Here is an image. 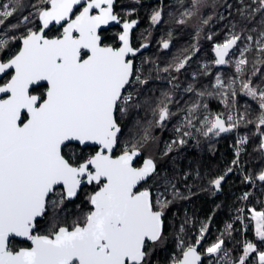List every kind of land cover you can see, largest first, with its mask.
<instances>
[{"label": "snow or ice", "instance_id": "6c2138e0", "mask_svg": "<svg viewBox=\"0 0 264 264\" xmlns=\"http://www.w3.org/2000/svg\"><path fill=\"white\" fill-rule=\"evenodd\" d=\"M21 2L9 0L0 4V18L12 17ZM259 2L264 8V0ZM113 3L114 0H40L34 5V14L25 15L19 24L11 26L17 29L21 24H34L30 19L34 15L40 22L39 28L26 27V34L19 37L0 33V79L8 77L0 83V93L7 97L0 99V264H148L149 242L163 240V210H156V204L167 202L157 197L154 203L150 188L137 187L159 176L157 162L150 157L142 166H134L135 158L141 155L136 144L125 145L119 156L112 154L121 133L117 113L126 114L129 107H139L138 96L128 89L136 82L146 83L141 81L133 61L128 58L137 51L129 41V32L136 21L123 23L124 30L118 37L122 46L102 45L101 26L110 21L119 22ZM203 3L204 0H191V9L182 15L192 17ZM151 19L159 22L161 12L156 11ZM3 23L4 19H0V25ZM178 23L185 24L186 20L180 19ZM202 23L206 25L209 20ZM52 24L61 25L60 36H48L45 30ZM241 39V34L233 32L224 42L215 44L214 63H232L230 51L236 48L240 58L235 61V70L242 74L243 66L248 63L245 53L251 46L238 48ZM244 39L252 41L253 36L247 35ZM17 40L22 47L14 55L9 54V45ZM255 43L259 52L264 53V31ZM162 46L167 49L169 43L164 42ZM235 54L232 52V56ZM189 59L180 61L175 71L183 69ZM42 82H47L46 91L33 94ZM234 83L231 81L228 87L232 88ZM215 87H224L219 75ZM242 89L245 95L258 99L262 110L259 125H264V88L258 91V86H252L249 80L243 83ZM187 91H192V87ZM199 107L193 105L189 113ZM170 115L167 106L160 108L157 123ZM227 119L232 121L233 117ZM206 123V136L209 133L219 136L237 126L236 123L226 125L220 116L206 118ZM148 138L145 132L143 141ZM246 139L242 138L240 143ZM73 141L79 145L94 143L99 149L77 163L73 160L74 153L64 152ZM173 143L182 145L185 141ZM261 150H264V141ZM167 151H171L170 146ZM224 179L225 176H219L211 185L220 190ZM256 179L264 182V171ZM245 180L253 183L252 177ZM93 183L100 188L88 197L94 207L82 223L58 227L48 235L35 234L38 220L49 210L55 215L65 201L77 196L82 185ZM248 196L245 193L243 198ZM249 211L260 246L246 242L243 255L230 264H246V260L248 264H264V209ZM204 231L206 228L202 227L201 232ZM14 237H24L32 246L14 249L10 247ZM224 243L218 239L205 249V254L227 256ZM201 260L196 247L189 245L174 264H201Z\"/></svg>", "mask_w": 264, "mask_h": 264}, {"label": "trees", "instance_id": "16d2710c", "mask_svg": "<svg viewBox=\"0 0 264 264\" xmlns=\"http://www.w3.org/2000/svg\"><path fill=\"white\" fill-rule=\"evenodd\" d=\"M123 1L119 0L115 7V11L120 17H140L138 14L133 15L131 13L133 8H130L131 4L125 6L122 4ZM8 2V0H0V4ZM238 2V10L234 11L231 0H228L229 13H225L224 18L220 21L221 23L219 22L212 29L214 41L224 40L227 38L228 32L234 31V26L230 25L233 20L237 21V23H248V30L252 32L251 26L255 25L257 16L262 18L264 8H261V6L258 14L255 13V16L251 17V19L241 16L240 13L246 12L244 10L246 5L256 6V4L252 0H238ZM39 3L40 0H22L21 7L12 17L0 18L4 19V23L0 25V33L19 37L26 34V27L39 28V20L35 19L34 16H30L34 24L26 26L21 24L17 29H12L11 27L14 24H19L25 15L32 13L35 10L34 5ZM143 6L145 8L150 7L147 3H144ZM127 7L130 9H127ZM154 7L161 12L163 17L161 24L164 22V24L169 23L170 25L173 22L178 24L179 17H175L174 13L170 11L168 0L156 4ZM222 26L225 29L223 31ZM218 28H221V31L217 34ZM58 33L59 29L53 27L47 34L55 36ZM238 34L243 37L241 31ZM179 45L182 44L179 43ZM20 47L21 42L19 40L11 43L9 45V54L14 55ZM256 51L253 49L248 67L242 76L244 81L250 80L253 86L255 84L261 89L264 88V53ZM165 52H167L165 57H162V54L159 55L160 59L165 58L160 61V64L150 62L142 66L141 75L143 78L146 77L147 82L143 85L137 82L133 88L138 92L139 107H129L126 114L117 113V122L122 129L118 135V149L125 147L126 144L129 147L136 144L143 152L142 159L152 157L157 162L159 176L156 177L158 178L156 187L153 185L147 187H150L154 192V203L157 198L156 188L162 193L160 200L167 202L156 204V209H162L165 213V225L162 233L163 240L155 243L149 242L148 244V264H173L175 260L182 257V252L189 245L197 247L202 255L201 264H209V262L212 264V257L205 254V249L218 239L224 240L223 249H230L231 254L238 260L241 245L235 231L236 225L234 223L230 231H226L225 226L231 221L234 209L239 201V195L246 185L233 172L222 182L220 190H216L211 185L212 180L226 175L229 172L228 169L233 167L235 158L233 149L234 131L221 133L219 136L209 133L206 136L204 135L207 130L206 124L202 126L199 119L200 115L204 116L205 112H209L220 116L229 124L233 123V121H228L226 119L227 115L233 109H239L241 115L243 114V119L240 121L238 130L249 137L245 158L251 165L252 175L257 177L264 170V150H261V142L264 141V135H262L264 133V125H259V117L262 111L259 107V101L240 93L239 90L242 89V85L237 88V97L232 94L226 97L213 93L209 95L208 93L213 90H209L210 88L205 87V85L211 81L213 73H197L195 77H192L190 74L192 67L185 65L183 69L187 71H181L177 74L175 71L176 62H169L168 60L173 54L172 49L167 48L164 50ZM159 65L160 69L156 71L155 67L159 68ZM214 67L223 71L228 69V66L219 67L215 65ZM160 70L163 72L159 73ZM135 71H139V65L135 68ZM7 79L8 77H4L2 83L6 82ZM237 81L244 82L241 79ZM189 85L197 91L199 90L198 92H203L204 90L206 92V95L202 96L204 99L194 90L184 91L188 89ZM45 86L41 85L35 88L33 92L42 94ZM169 95H172V98L174 97V100L169 103L171 115L167 120L158 124L159 109L167 105V103L163 102H169ZM203 103H206V109L201 108L199 105ZM196 104L200 107L190 114L189 109ZM181 120H183L182 123ZM189 120L191 124H189ZM179 122L180 129L177 131L175 126ZM145 132L148 133V140L155 136H157L156 139H159V152L155 156L146 154L145 147H141V144L138 143L143 140ZM185 132L189 133V135L185 136ZM181 139L185 141L184 144L173 143ZM73 146L77 147L78 150H83L79 145ZM169 146L171 147L170 152L167 151ZM64 152L67 155H71L65 150ZM149 181L148 183H150ZM260 183L261 187L252 200L255 209H261L264 206V182L260 181ZM144 185L146 186V183ZM83 197L84 195L77 200L78 202H73L71 206L69 205L70 203H66L57 209L54 219H52L51 210H49L45 218L37 222L36 232L48 235L62 225L71 227L76 222H83V219L80 218L82 211L85 210V213H88L87 209H85L87 205ZM53 223H57L56 226H52ZM202 227L206 228L203 233L201 232ZM252 228L253 225H251L249 233L250 240L254 238ZM201 236L203 237L202 239ZM181 241H183V248L181 247ZM197 241H200L198 246ZM12 248H21L20 242L15 241Z\"/></svg>", "mask_w": 264, "mask_h": 264}, {"label": "flooded vegetation", "instance_id": "af4514ba", "mask_svg": "<svg viewBox=\"0 0 264 264\" xmlns=\"http://www.w3.org/2000/svg\"><path fill=\"white\" fill-rule=\"evenodd\" d=\"M118 1L119 0H117L116 4L114 6V11H113L117 15H118V13L115 11V7H116ZM163 2H164V0H129V1L124 0L122 2V4L125 6H127L128 4H131L130 8L131 7L133 8L131 13L133 15L138 14L140 17L122 18L118 15L119 22L117 24L112 25L106 29H102L99 31V34L102 37V45H106V46H110V47H114V48L120 47L122 45V42H120L118 37L124 30L122 28L121 24H123V22H125L126 20L130 21L132 19H138L139 23L136 26V28H134L132 31L131 45H132V48L134 50H138L140 48H142V50L139 51L138 53H135V55L129 54V57H128L129 59H133L135 61V65H136L135 68H137V66L139 65V63H138L139 61H143L145 63L155 62L156 64H159L162 59H165V58L160 59L161 57L159 56L164 50H166L162 46L163 43L168 42L169 48H170V46L173 47L174 46V40H175V38L177 39L178 35H180L181 39H183V40L185 39L187 45H190L193 48V51L195 53L194 56L192 55V57H191L193 59L188 60L187 63L194 64V62H197V61L200 62L202 59H207V58L211 59L213 57L216 58L214 46L217 43H222V41H214L213 43H211V46H208L209 42L207 41V39H208L207 33H208L209 29L211 28V24L215 21V19H217L218 21L222 20L224 18L225 13H229L228 0H204V3H203L204 9L202 10L203 12L200 14V16L198 18V22H196L195 25H188L187 23L185 25V29L187 30L186 32H188V34H181L183 31V27L176 24V22H173L171 24V34H170L171 42L162 40L158 43L157 41L161 37V35H166L162 31V28L166 29V25L161 24V21L163 19L162 16H161L160 21L156 22V23H154L151 18L153 16V14L156 11H158L157 8L154 7V5H156L158 3H163ZM144 3H147V5H150V7L145 8L143 6ZM238 3H239L238 0H231V4L233 5L234 11L238 10ZM168 5L170 6L169 7L170 11H172L174 13L175 17L178 16L179 20H180L181 16H182V18L185 17L182 15V13L185 10L191 9V0H184L183 4L179 3V0H168ZM130 8L127 7V9H130ZM205 19L209 20V23L206 25L202 23V21ZM57 29H59L58 34H60V32L62 31L63 28L59 27ZM190 31L193 32V34H194L191 39H190V37H191ZM109 38H111V39L109 40ZM200 45H202V46H200ZM168 60H169V62H174L175 58L172 57ZM208 73H210V72H208ZM196 74L194 75V77L196 76ZM2 80L0 81V83H2ZM44 85H46V84H44ZM46 87H47V85L45 86L44 92L46 91ZM129 89H128V91H129ZM199 93H201V92H199ZM120 128H121V126H120ZM73 145H79V144L69 143L68 146L64 150L67 151L68 153H71V155H73V153H74L75 155L73 156V160L77 163L83 162L88 156L94 155L95 152L98 150L97 146H88L85 148L82 147L83 150L81 151V150H78V148L74 147ZM126 145H128V144H126ZM79 146L81 147V145H79ZM124 148L125 147H123V148L120 147V149H118V144H117V147L115 148V150L112 153L113 156L120 155L124 151ZM66 158H67V156H66ZM144 160L145 159H142V154H141L136 159V161L134 162V166H136V167L141 166L142 163L144 162ZM148 181H147V185L149 184ZM137 187H138V189L142 190L143 188H145L147 186H145L144 182H142ZM99 188H100V185H98L96 183L84 184V185H82V188L78 192L77 196L71 200L65 201L64 205L66 203H70L69 205L71 206V205H73V202H78L77 200H79L80 197L82 195H84V197H83L85 199L84 202L87 205V207L85 209H87V212H90L91 210H93L94 206L90 204L88 197L91 194H93L95 191H98ZM148 188H150V187H148ZM151 191H152V189H151ZM152 197L154 200V192L153 191H152ZM71 201H72V203H71ZM156 210H158V209H156ZM85 214H86L85 210H83L80 218L84 219ZM40 220H42V219H40ZM40 220H38V222ZM80 223H82V222H80ZM64 226H67V225H64ZM36 230H37V228H36ZM36 230H35V234L42 235V234L37 233ZM15 241L20 242V247L31 245L28 241H23V240H19L16 238H12L10 240V247H12V245L14 244ZM22 243H25V244H22Z\"/></svg>", "mask_w": 264, "mask_h": 264}, {"label": "rangeland", "instance_id": "374dc122", "mask_svg": "<svg viewBox=\"0 0 264 264\" xmlns=\"http://www.w3.org/2000/svg\"><path fill=\"white\" fill-rule=\"evenodd\" d=\"M9 1V0H8ZM252 2L254 3L255 2V4H256V6H251V4L250 5H246V4H249V3H246V4H243V5H246L245 6V11L246 12H243L244 14L242 15L241 13V16H246V18L247 17H253V16H255V13H257L258 14V11L256 12V11H253V10H255V9H259L260 8V2H259V0H252ZM204 9V5L202 4V6H199L198 7V11H196V13H195V15L194 16H192L191 18L190 17H183L182 18V16H181V19H184V20H186V23L188 24V25H195L196 24V22H198V18H199V16H200V14L203 12L202 10ZM0 11H2V9H0ZM35 13V10H33L32 11V14H34ZM32 16H34V15H31V17ZM35 17V16H34ZM190 18V19H189ZM248 19V18H247ZM221 20H217V19H215V21L211 24V28L209 29V31H208V33H207V36L209 37V36H211L212 37V35H213V33H212V29H213V27L215 26V25H218L219 24V22H220ZM261 21H264V14H263V16H262V18L260 17V16H257V21H256V23H255V25L254 26H251V28L252 29H255V31H249L248 30V27H247V24L248 23H244V22H239V23H237V21H232L231 22V24L230 25H232V26H234L233 27V29H234V31L233 32H235V33H239L240 31L243 33V37H242V39H241V41H239L238 42V44H237V47L238 48H241V49H243L244 47H246V46H248V45H250L251 46V48H250V50L248 51V52H246L245 53V57L247 58V61L249 62V58H250V56L253 54V49L256 51V52H258L259 50H258V48H257V46H256V43H255V41L258 39V37H259V33L261 32V31H264V23H261ZM247 22H248V20H247ZM165 23V22H164ZM163 23V24H164ZM178 23V22H177ZM186 23L185 24H180V23H178V25H181V26H183V31H182V33L181 34H188V32H186L187 30L185 29V25H186ZM221 23V22H220ZM237 23V24H236ZM243 24H245V26H243ZM167 27H166V29L165 28H162V31L166 34V35H161V37L158 39V43L160 42V41H162V40H164V41H170L171 42V40H170V34H171V25L169 24V23H166L165 24ZM251 29V30H252ZM223 30H225L224 28H223V26H222V31ZM236 30V31H235ZM221 31V28H218V30H217V34L219 33ZM233 32H228L227 33V37L231 34V33H233ZM190 34H191V37H190V39L193 37V32H191L190 31ZM8 36H11L10 34H7ZM247 35H252L253 36V40L252 41H247L246 39H244V37H246ZM219 37H221V35H219ZM220 41H224V40H222V39H219ZM207 41L209 42V44H208V46H211V43H213V37L211 38V39H207ZM179 43L180 44H182V45H179ZM172 49V56L171 57H169V59L170 58H175V61L174 62H176V64H175V66L180 62V61H182V60H184L186 57H192V55L194 56V51H193V48L190 46V45H187V43H186V41H185V39L184 40H182L181 38H180V35H178V37H177V39L175 38V40H174V46L173 47H171L170 46V50ZM232 52H235L236 54H235V56H232ZM167 52H165L164 53V51L161 53L163 56L162 57H165V54H166ZM210 56V55H209ZM230 57H231V60H232V63H230L229 65H228V69H226L225 71H223V70H221V69H215V63H214V61H215V58L213 57V58H211V59H209V58H207V59H209V60H207V59H202L200 62H194V64H189V63H186L185 65H190L191 67H192V69H190V74L192 75V77H194V75L196 74V73H204V72H212L213 73V75H212V77H211V81L209 82V83H207L206 85H205V87H208V88H210L209 90H213V91H211V92H209V93H213V94H216V95H221V97H226V96H228L229 94H232L233 95V89L235 90V95H234V97H237V94H236V92H237V88H238V86H241V85H243V83H245V82H248L249 80H247V81H244L243 80V76L242 75H244V73H245V71H246V69H247V67H248V64L249 63H247L246 65H244L243 66V73L241 74V73H237L236 72V70H235V61L237 60V59H239L240 58V54H239V52L238 51H236V48H233V50L231 51V53H230ZM191 59H193V58H191ZM190 60V59H189ZM139 63V71H136V73L140 76V79H141V81H146V77H144L143 78V76L141 75V72H142V69H143V65L145 64V62H143V61H139L138 62ZM160 64V63H159ZM172 64V63H171ZM136 66V65H135ZM206 66V67H205ZM159 68H157V67H155L156 68V71H158V69H160V65L158 66ZM203 67V68H202ZM212 67V68H211ZM162 69V68H161ZM181 71H187L186 69H183V70H180L179 72H177V74H179ZM163 71L162 70H160L159 71V73H162ZM220 76L221 77V79L224 81V87L223 88H218V87H215V83H216V77L217 76ZM229 76V77H228ZM238 79H241L242 81H244V82H239V81H237ZM149 80V79H148ZM235 81V83L233 84V86H232V88H229L228 87V84L231 82V81ZM147 82V81H146ZM137 83V82H136ZM240 83V84H239ZM143 84H145V83H142V85ZM134 86H135V83L133 84V86L129 89V91H131V92H133L134 93V95L136 94H138V92L136 91V90H134L133 88H134ZM190 86V85H189ZM189 86H188V88H189ZM253 86V85H252ZM242 87V86H241ZM240 87V88H241ZM254 87H256V85L254 84ZM175 90V89H174ZM192 90H194L195 92H198L196 89H194V88H192ZM215 90V91H214ZM176 91H178V90H176ZM184 91H187V90H184ZM240 91V93H242V94H244L245 95V93H244V91H243V89H241V90H239ZM258 91H259V88H258ZM202 92V91H201ZM199 93V92H198ZM203 93H205V95H206V92L203 90ZM226 94V95H225ZM205 95H203V96H205ZM200 96V95H199ZM245 96H247V97H251V96H248V95H245ZM201 98H203L202 96H200ZM172 95H169V102H167V101H164L163 103H167V107H168V109H169V106H170V102H172L173 100H174V97L172 98ZM252 98V97H251ZM204 99V98H203ZM162 103V104H163ZM196 105H198V104H196ZM200 106H201V108H205L206 109V103H203V104H199ZM170 110V109H169ZM235 112H236V114H237V112H238V115L236 116V118H235V120H234V123H236V127H235V129H236V132L238 133V131H237V129H238V127H240V121H241V119H243V114L241 115V112H239L240 110L239 109H233ZM205 111V110H204ZM229 114H230V112H229ZM229 114L227 115V117H226V119L228 118V116H229ZM217 115H214V114H210L209 112L208 113H206L205 112V114H204V116L203 115H200V119H199V122H201L200 124L202 125V126H204L205 124H206V128L208 127V124L207 123H205L206 122V118H207V120H211V119H213L214 117H216ZM184 119V118H183ZM182 121L183 120H181V123H182ZM175 128H176V130L178 131L179 129H180V122H179V124H176V126H175ZM233 131V130H232ZM239 134H242V135H244V136H246L247 138H249L246 134H243V133H241V132H239ZM157 138V136H155L154 138H152L151 140H147L146 142H143V140L142 141H139L138 143L139 144H141V147L143 146V147H145L144 148V150H145V153L146 154H148V155H152V156H155L159 151H158V148H159V146H158V142H159V139H156ZM159 138V137H158ZM155 139V140H154ZM157 147V148H156ZM157 180H158V178H154V179H152V180H150L149 182V184L147 185V183H146V186H155L156 184H157ZM155 181V182H154ZM156 187V186H155ZM156 194H157V197H159V198H162V193H161V191L160 190H157V188H156ZM236 208V207H235ZM253 209H255L254 207H253ZM257 211H259V209H256ZM234 214H235V209H234V212H233V215H232V219H231V221L225 226V230L227 231V230H229L230 231V228L228 227L229 225H231V228L234 226ZM55 215H56V213H55ZM55 215L52 213V211H51V216L53 217L52 219H54L55 218ZM254 221V220H253ZM252 221V222H253ZM55 222V221H54ZM57 224V223H56ZM56 224H52V226H56ZM254 227H255V221H254ZM235 231H236V229H235ZM236 233H237V231H236ZM252 243H257L258 244V241L256 240H254V241H252ZM13 246V245H12ZM258 246H260L259 244H258ZM202 257V256H201Z\"/></svg>", "mask_w": 264, "mask_h": 264}, {"label": "built area", "instance_id": "2783aa9c", "mask_svg": "<svg viewBox=\"0 0 264 264\" xmlns=\"http://www.w3.org/2000/svg\"><path fill=\"white\" fill-rule=\"evenodd\" d=\"M237 115H238V112L236 114L234 110L230 111L229 116L233 117V120H232L233 123ZM233 131H234V137H235L234 143H233V149H234V155H235L234 160L237 161V164H233L232 170H233V173L236 176L240 177L246 185L245 189H243L239 195V201L235 208V214H234V223L236 225L235 229L237 231V236H238V239L241 245V248H240L241 250L240 257H241L243 255V250H244V246L246 242H251L249 233L251 231V225H252L253 220L251 218L252 213L249 210L253 209L252 200L260 186V181L256 179L255 176L252 175L251 165L249 161L245 158L248 138L242 134H239L238 129H237L238 131L237 133L235 127ZM244 137H246L247 139L243 144H241L240 140ZM237 153H239V155H237ZM245 177H252L253 183H249L248 181H246ZM245 193H249V196L247 199L243 198ZM223 251L227 252L228 255L224 256L223 253H221L217 256H213L212 264H230V262L238 261L231 254L230 249H223ZM246 264H248L247 260H246Z\"/></svg>", "mask_w": 264, "mask_h": 264}, {"label": "water", "instance_id": "95a60500", "mask_svg": "<svg viewBox=\"0 0 264 264\" xmlns=\"http://www.w3.org/2000/svg\"><path fill=\"white\" fill-rule=\"evenodd\" d=\"M116 2H117V0H114V3H113V11H114V6H115V4H116ZM115 14V13H114ZM117 15V14H116ZM117 17H118V15H117ZM118 21H119V18H118ZM131 21H136V23L133 25V27H132V29L130 30V32H129V41H130V46L132 47V45H131V36H132V31H133V29L134 28H136V26L138 25V23H139V20L138 19H132V20H126L125 22H131ZM63 23V22H62ZM118 22L117 21H110L107 25H102L101 26V28L99 29V31L100 30H102V29H106V28H108V27H110V26H112V25H115V24H117ZM124 23V22H123ZM39 25H40V22H39ZM121 26H122V28H123V24H121ZM53 27H55V28H59V27H61V25H58V24H52V25H50L49 26V29H46L45 31L48 33V31L50 30V29H52ZM62 31H63V29H62ZM62 31L60 32V34H58V35H55V36H49L50 38L51 37H56V36H60L61 34H62ZM102 38V37H101ZM121 42V41H120ZM239 42V41H238ZM122 46V45H121ZM21 47H22V44H21ZM142 50V48H140V49H138L135 53H138L139 51H141ZM233 50V49H232ZM231 50V51H232ZM19 51V50H18ZM230 51V52H231ZM131 54V53H130ZM227 59V58H226ZM132 61H133V64H134V68H135V61L133 60V59H131ZM229 64H226V65H216V66H219V67H225V66H228ZM2 79H0V81H1ZM44 84H46L47 85V82H42V84L41 85H44ZM33 94H37V93H34L33 92ZM3 98H7L6 96H5V94H3V93H0V99H3ZM222 119V118H221ZM118 123V122H117ZM119 125V124H118ZM226 125H227V123H226ZM119 127H120V125H119ZM234 129V128H233ZM232 129V130H233ZM231 130V131H232ZM119 135V134H118ZM71 143H76V144H79L78 142H76V141H73V142H71ZM88 146H97L98 147V149H99V145H96V144H94V143H88V144H86V145H81V147H83V148H85V147H88ZM117 147V146H116ZM116 147H114V149H113V151L115 150V148ZM141 154H142V151H141ZM119 156V155H118ZM139 157V156H138ZM138 157H136L135 158V160H134V162L136 161V159L138 158ZM148 158H150V157H147V158H145V159H148ZM152 158V157H151ZM142 165H143V163H142ZM141 165V166H142ZM138 167H140V166H138ZM233 172V170L231 171V172H227L226 173V175H224L225 176V178H227V176L230 174V173H232ZM225 180V179H224ZM223 182V181H222ZM143 190V189H142ZM99 191V190H98ZM158 210H161V209H158ZM164 215H165V213H164V211H163V216H162V220H163V229H164V225H165V220H164ZM43 218H45V217H43ZM42 218V219H43ZM40 220V219H39ZM60 227H68V226H60ZM36 228H37V226H36ZM42 235H46V234H42ZM14 238H16V239H19V240H23V241H28L31 245L30 246H26V247H21V248H27V247H31L32 246V242L31 241H29V240H27L26 238H24V237H14ZM12 239V238H11ZM200 244V241H199V243L197 244V246ZM196 247V246H195ZM20 249V248H19ZM196 249H197V247H196ZM197 251H198V249H197ZM199 252V251H198ZM202 256V255H201ZM174 264V263H173Z\"/></svg>", "mask_w": 264, "mask_h": 264}, {"label": "crops", "instance_id": "0c3cea01", "mask_svg": "<svg viewBox=\"0 0 264 264\" xmlns=\"http://www.w3.org/2000/svg\"><path fill=\"white\" fill-rule=\"evenodd\" d=\"M260 184H261V183H260ZM260 187H261V186H259V188H260ZM259 188H258V190H259ZM258 190H257V191H258ZM262 209H264V206H263V208H261V209H259V210H262ZM252 225H253V228H252V229H253L254 238H253V240H252V238H251V242L254 241V240H255V241H256V240L258 241V238L256 237V233H255L254 221L252 222ZM216 241H217V240H216ZM216 241H215V242H216ZM250 258H251V257H250Z\"/></svg>", "mask_w": 264, "mask_h": 264}, {"label": "bare ground", "instance_id": "6f19581e", "mask_svg": "<svg viewBox=\"0 0 264 264\" xmlns=\"http://www.w3.org/2000/svg\"><path fill=\"white\" fill-rule=\"evenodd\" d=\"M200 46H202V45H200ZM200 48V47H199ZM207 60H209V59H207ZM213 106V105H212ZM186 128V127H185Z\"/></svg>", "mask_w": 264, "mask_h": 264}]
</instances>
